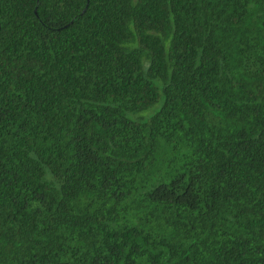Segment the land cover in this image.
Instances as JSON below:
<instances>
[{
  "label": "trees",
  "instance_id": "1",
  "mask_svg": "<svg viewBox=\"0 0 264 264\" xmlns=\"http://www.w3.org/2000/svg\"><path fill=\"white\" fill-rule=\"evenodd\" d=\"M0 264H264V0H0Z\"/></svg>",
  "mask_w": 264,
  "mask_h": 264
}]
</instances>
